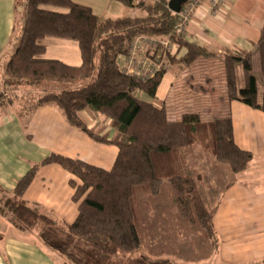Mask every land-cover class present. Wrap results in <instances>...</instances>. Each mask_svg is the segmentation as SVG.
<instances>
[{
	"label": "trees",
	"instance_id": "obj_1",
	"mask_svg": "<svg viewBox=\"0 0 264 264\" xmlns=\"http://www.w3.org/2000/svg\"><path fill=\"white\" fill-rule=\"evenodd\" d=\"M17 1L26 4L25 18L15 54L4 68L0 66V112L4 106L34 94L36 105L25 106L23 111L33 113L56 106L71 125L99 143L116 145L119 154L109 171L51 154L34 165L13 192L2 191L0 215L20 231L37 235L69 264H177L145 255L139 230V200L159 197L167 183L179 217L199 223L207 237L215 239L216 209L203 203L201 177L184 173L185 151L199 146L236 175L249 169L253 155L236 144L231 118L205 122L199 115L187 114L180 122L170 121L166 108L153 102L165 70L143 81L125 73L118 61L140 36L169 39L179 49L185 48L187 54L179 60L185 67L210 55L206 49L187 43L183 37L186 32H176L180 14L170 10V0H116L139 11L137 16L119 19H101L72 0ZM48 38L77 42L81 65L46 59L44 41ZM260 53L264 78V28ZM169 57L167 61H175ZM230 57L243 67L246 76L245 88L239 95L231 94L232 99L264 112V94L260 104L252 57ZM139 93L151 101L139 98ZM87 108L112 120L113 141L95 134L82 122L80 113ZM53 164L81 182L72 183L74 201L79 204L73 224L58 223L24 198L39 169Z\"/></svg>",
	"mask_w": 264,
	"mask_h": 264
},
{
	"label": "crops",
	"instance_id": "obj_2",
	"mask_svg": "<svg viewBox=\"0 0 264 264\" xmlns=\"http://www.w3.org/2000/svg\"><path fill=\"white\" fill-rule=\"evenodd\" d=\"M72 1L90 8L101 19L127 16L128 8L116 0ZM23 7L17 0H0V66L3 68L20 42L25 18ZM263 28L264 0H227L226 7L217 14H212L209 5L204 3L194 13L183 37L187 43L206 49L210 55L185 67L179 60L187 54V50L178 48L176 55H170L175 57V61L166 62L165 75L154 104L164 106L167 113L171 110L173 115L178 107H192L190 110L193 114L201 116L205 122L215 121L213 115L223 112L220 102H227L231 95L221 87L223 72L220 70L225 66L230 70L231 80H240L241 90L246 86L244 69L234 64L230 57L232 54L252 57L254 73L258 80L263 81L260 53ZM48 39L44 41L46 59L59 60L71 66L81 65L77 42L76 46L72 43L75 41L46 42ZM118 61L123 68V63ZM223 78L226 81L229 79L226 75ZM224 97L227 100L224 101ZM19 102L4 106L0 112V198L2 191L13 192L32 167L51 154L81 160L108 171L112 169L119 154L116 145L91 139L71 125L56 106H46L28 113L23 111V100ZM233 105L231 120L236 144L254 157L248 170L264 167V112L253 110L238 100H233ZM181 114V119L187 115ZM80 119L95 134L107 137L110 142L115 139L112 120L107 116L87 108L80 113ZM72 183L81 184L61 166L46 165L39 169L24 198L28 203L39 206L58 223L73 224L79 214V204L74 201L76 189ZM252 183L257 181L252 180ZM246 186L234 183L223 191L222 204L217 206L213 221L216 244L207 258L200 259L202 264H254L264 260V195L261 194V199H258V194L249 192ZM227 196L229 200L226 202ZM139 230L144 239L145 255L152 259L176 261L172 259L171 250L161 251L160 254L156 252V247L164 244V247H172L173 232L169 225L140 223ZM146 231L153 232L148 240ZM181 238L186 242L187 238ZM176 243L183 244L180 239ZM146 247L149 248L146 250ZM232 247H235L234 251ZM251 247H257L254 256L251 255L253 251L249 250ZM90 253H87L89 257ZM200 253L203 254L202 251ZM0 264L69 263L47 247L37 235L20 231L0 215Z\"/></svg>",
	"mask_w": 264,
	"mask_h": 264
},
{
	"label": "rangeland",
	"instance_id": "obj_3",
	"mask_svg": "<svg viewBox=\"0 0 264 264\" xmlns=\"http://www.w3.org/2000/svg\"><path fill=\"white\" fill-rule=\"evenodd\" d=\"M139 2L141 0H135ZM143 1V0H142ZM148 3V0H144ZM24 6V10L26 8L25 2L22 3ZM127 11V10H126ZM127 15L137 16L139 14L138 10L128 9ZM181 23V18L180 22ZM46 42H72L67 40H60V39H48ZM77 46L76 42H72ZM225 69L227 71H225ZM223 72L221 78V87H224L223 91H226L233 95H239L240 89V80H231L230 70L228 68H222L220 70ZM227 73V74H226ZM228 77V81H226L224 77ZM233 75V72H232ZM258 79V78H257ZM259 81V102H262L263 98V90L264 85L262 83L264 81ZM227 83V84H226ZM228 85V87H226ZM46 88V87H45ZM225 88H228L226 90ZM139 98L149 100V97L144 96L142 93H139ZM37 95V94H36ZM230 95L228 97L227 102L221 101V109L223 112H219L217 115H213V120L217 119H226L231 118L234 105L233 99ZM37 98L33 94V96H29L28 99L26 97L23 99V105L26 107H33L36 105V102H33V99ZM227 100L224 97V101ZM20 101V99H19ZM154 102V101H153ZM233 105V107H232ZM192 107H178L177 113L172 114L171 110H168L169 119L172 122H178L181 120L182 114H193L190 110ZM117 138V137H116ZM183 163V170L186 175L193 176V177H201L202 183L199 189V194L203 200V203L209 209H216L217 206L222 204V194L224 193L225 189L234 183H242L246 186L247 190L250 192H256L258 195L256 198L261 199V194L264 195V167H255L252 171L248 170L247 172L243 173L242 175H236L232 172L231 168L227 165H223L218 163L214 156L211 153L204 152L199 146L191 147L186 149L185 157ZM264 163V162H263ZM252 180H256L257 183L253 184ZM225 199V198H224ZM229 200L228 196L226 197L225 201ZM139 209V219L141 224H167L170 228H172V247L167 248L163 246L156 247V252L161 253V251H172L173 260L179 261V264H202L201 260L202 257L207 258L208 255L211 254L215 247V239H209L207 237L206 232L201 227V225L197 222L190 223L189 221L182 220L177 211L175 210V204L173 198L169 192L168 184L166 183L163 187L162 194L159 197H143L139 200L138 203ZM163 228V227H162ZM182 228V230L180 229ZM164 229V228H163ZM153 232L146 231V239L148 240V236L152 235ZM187 238L186 242L182 241L181 238ZM181 240L183 244L178 245L176 243L177 240ZM179 242V241H178ZM149 247H146V250ZM249 249L252 252V256L257 254V247H251ZM203 252L200 253V251ZM235 247H232V251H234ZM145 250V252H146ZM155 250V249H154ZM233 254V252H232ZM234 255H238V253H234ZM245 258V257H244ZM200 260V261H199ZM175 261V262H176ZM234 264V263H233ZM250 264V263H247ZM254 264H264V260H260Z\"/></svg>",
	"mask_w": 264,
	"mask_h": 264
},
{
	"label": "built area",
	"instance_id": "obj_4",
	"mask_svg": "<svg viewBox=\"0 0 264 264\" xmlns=\"http://www.w3.org/2000/svg\"><path fill=\"white\" fill-rule=\"evenodd\" d=\"M204 3L209 5L212 14H217L226 7L227 0H191L188 7L180 13L181 23L176 31L178 34L186 32L194 13ZM177 52L178 46L169 39L140 36L119 60L123 63L125 73L146 81L165 70L168 56L176 55Z\"/></svg>",
	"mask_w": 264,
	"mask_h": 264
},
{
	"label": "water",
	"instance_id": "obj_5",
	"mask_svg": "<svg viewBox=\"0 0 264 264\" xmlns=\"http://www.w3.org/2000/svg\"><path fill=\"white\" fill-rule=\"evenodd\" d=\"M191 0H170L169 8L175 14H180L183 7L188 4Z\"/></svg>",
	"mask_w": 264,
	"mask_h": 264
}]
</instances>
